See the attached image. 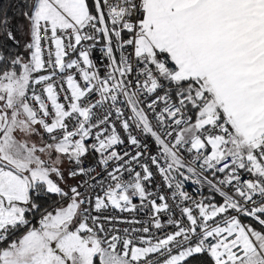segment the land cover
<instances>
[{
	"label": "snow or ice",
	"instance_id": "1",
	"mask_svg": "<svg viewBox=\"0 0 264 264\" xmlns=\"http://www.w3.org/2000/svg\"><path fill=\"white\" fill-rule=\"evenodd\" d=\"M16 17L0 8V264H264V0Z\"/></svg>",
	"mask_w": 264,
	"mask_h": 264
},
{
	"label": "built area",
	"instance_id": "2",
	"mask_svg": "<svg viewBox=\"0 0 264 264\" xmlns=\"http://www.w3.org/2000/svg\"><path fill=\"white\" fill-rule=\"evenodd\" d=\"M92 55H93L94 61H96L97 63H100L103 60V57H102L101 52L99 51V48L94 50ZM193 179H195V177H193ZM184 190L187 191L190 196H192L194 199H197V200L209 195L208 188L203 183L196 184V183H192L191 181H188L184 184ZM123 215L127 216L128 214L125 213ZM139 218L145 219L144 213H141Z\"/></svg>",
	"mask_w": 264,
	"mask_h": 264
},
{
	"label": "trees",
	"instance_id": "3",
	"mask_svg": "<svg viewBox=\"0 0 264 264\" xmlns=\"http://www.w3.org/2000/svg\"><path fill=\"white\" fill-rule=\"evenodd\" d=\"M19 3L20 0H0V8L7 11L10 18L15 17L18 19V17H16V11Z\"/></svg>",
	"mask_w": 264,
	"mask_h": 264
}]
</instances>
